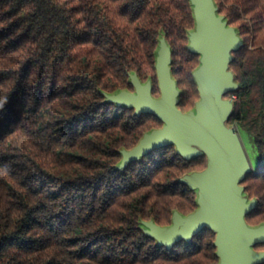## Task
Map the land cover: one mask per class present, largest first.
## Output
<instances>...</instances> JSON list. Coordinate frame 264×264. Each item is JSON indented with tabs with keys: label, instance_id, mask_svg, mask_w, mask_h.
<instances>
[{
	"label": "trees",
	"instance_id": "1",
	"mask_svg": "<svg viewBox=\"0 0 264 264\" xmlns=\"http://www.w3.org/2000/svg\"><path fill=\"white\" fill-rule=\"evenodd\" d=\"M241 42L227 68L235 87L228 122L249 131L254 172L240 181L264 223V0H214ZM190 0H0V264H218L216 232L203 227L170 246L141 222L168 227L199 208L183 177L207 158L175 144L132 159L122 150L163 127L154 113L105 100L133 91L131 75L160 96V35L170 51L176 107L200 99L189 48ZM253 248L264 252V241ZM255 264H264V260Z\"/></svg>",
	"mask_w": 264,
	"mask_h": 264
},
{
	"label": "water",
	"instance_id": "2",
	"mask_svg": "<svg viewBox=\"0 0 264 264\" xmlns=\"http://www.w3.org/2000/svg\"><path fill=\"white\" fill-rule=\"evenodd\" d=\"M195 1L199 34L192 46L195 52L205 53V65L195 77L201 97L197 115L176 107L175 83L167 70L169 56L164 55L156 66L161 97L153 98L149 87L142 86L136 78L137 93L124 97L135 113H154L165 123L162 129L142 138L133 151V159L168 144L177 145L178 151L186 156L203 151L201 154L207 158L206 168L183 177L191 188L203 189L199 208L188 216L176 214L170 229L155 225L160 244L170 246L179 239L189 240L201 228L210 227L217 234L221 264L257 263L264 260V253L253 252L249 246L264 241V228H245L241 216L244 217L254 203L243 204L240 197L243 187L239 184L252 169L234 130H227L222 123L231 112V104L221 96L235 87L227 64L230 51L240 42L231 38L230 31L222 30L215 21L210 0Z\"/></svg>",
	"mask_w": 264,
	"mask_h": 264
},
{
	"label": "rangeland",
	"instance_id": "3",
	"mask_svg": "<svg viewBox=\"0 0 264 264\" xmlns=\"http://www.w3.org/2000/svg\"><path fill=\"white\" fill-rule=\"evenodd\" d=\"M191 3H192V6H193V12L195 13L194 9H196L198 7V4L195 0H190ZM209 1V0H208ZM211 2V9H212V14L215 18V21H217V23L219 24V26L222 28V30H229L230 33H229V36L233 39H237L239 42H241V38L238 34V32L235 30V28L229 26L227 24V21L225 19V17L221 14L218 13L217 11V8L215 6V3H214V0H210ZM195 16V25L194 27L189 30L188 32V36H189V48L192 49L193 51H196L193 46H192V42H194V37L195 35L198 33L197 30V25H198V19H197V15L196 13L194 14ZM194 36V37H193ZM170 51H169V48L164 40V37L163 35H160V38H159V45H158V52H157V63L156 65L158 64L159 60L164 57V55L166 56H169V61H168V64H167V70H168V73H169V76L170 78L174 81V79L172 78V76L170 75ZM200 55V64L198 66V68L195 70L194 74H195V77H196V73L199 72V70H201V68L205 65V56H203L202 54L198 53ZM227 72L229 73V70L227 68ZM135 78L138 79V77L135 75V74H132L131 75V81L134 85V82H135ZM197 80V79H196ZM138 81L141 83L142 86H148L149 89H150V83L149 82H141L139 79ZM175 83V82H174ZM159 85V84H158ZM175 90H176V99H177V96L179 94V91L177 90L176 86H175ZM137 93V90H136V87L134 85V90L133 91H118V92H115V93H112V94H105V100L108 101V102H112V103H115L117 105H125V106H131L130 103H128V101L126 99H124V97L126 95H135ZM161 97V91H160V96L155 98V99H158ZM221 99L223 101H231L232 98H227L225 96H221ZM201 100V97L200 99L198 100V102ZM197 102V103H198ZM197 103L196 105L194 106L193 109H191L190 111H187L185 113H188V114H192L193 116L197 115ZM222 123L224 124L225 128L227 130H231L233 129L235 134H237L238 136V141L240 143V146L243 150V153H244V156L247 160V163L250 167V169L254 168L257 164V156H258V152H257V148L254 144V139H253V136L252 134L247 131V130H244L242 128H240L239 125H237V127L234 125L233 122H228L227 119L225 118ZM165 126V123L163 125V127ZM162 129V128H161ZM157 131V130H156ZM156 131H153L151 133H148L146 135H151L152 133L156 132ZM177 149H178V146L176 145ZM135 149V148H134ZM134 149L132 150H122V159L120 161V163L116 166L117 168L121 169L125 166V164H127L129 161H131L133 158H134V155H133V151ZM203 153V151H201L200 153H195V154H192L190 156H186L185 153H181L182 155H184L185 157H193L197 154H201ZM192 173H190L189 175H191ZM196 192H197V195H198V202L200 201V199L202 198V191L203 189H200V188H195ZM240 197L241 199H243V204L244 205H247V204H251V203H254V200H250L248 199L245 194L243 192H241L240 194ZM241 219L243 220L244 222V225H245V228L247 230H254V229H263L264 228V223L262 224H259L257 226H251V225H248L245 220H244V217L241 216ZM144 222H141V228L142 230L154 237L158 243H160V239H159V236L156 234L155 230H154V226L155 224L151 221H145L143 220ZM174 220L172 222V224L168 227H164L166 229H170L174 226ZM249 249L253 252H257V253H264L263 251H257L253 248L252 245L249 246ZM218 264H221V259L219 261ZM251 264H255V263H251Z\"/></svg>",
	"mask_w": 264,
	"mask_h": 264
},
{
	"label": "bare ground",
	"instance_id": "4",
	"mask_svg": "<svg viewBox=\"0 0 264 264\" xmlns=\"http://www.w3.org/2000/svg\"><path fill=\"white\" fill-rule=\"evenodd\" d=\"M194 14H195V13H194ZM198 26H199V23H198V25H197V28H198ZM197 32H199V30H197ZM198 34H199V33H197V34L195 35V37L193 36L195 41H196L195 38L198 36ZM193 43H194V42H192V44H193ZM199 53L202 54L203 56H205L204 51L200 50ZM199 71H200V70H199ZM236 136H237V134H236ZM237 139H238V136H237Z\"/></svg>",
	"mask_w": 264,
	"mask_h": 264
},
{
	"label": "built area",
	"instance_id": "5",
	"mask_svg": "<svg viewBox=\"0 0 264 264\" xmlns=\"http://www.w3.org/2000/svg\"><path fill=\"white\" fill-rule=\"evenodd\" d=\"M231 97H232L233 99H236V98H237L236 95H232ZM233 123H234V125L237 127V123H236V121H233ZM251 171L254 172V168H252Z\"/></svg>",
	"mask_w": 264,
	"mask_h": 264
}]
</instances>
